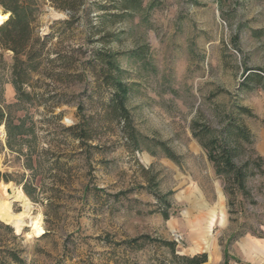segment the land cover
Masks as SVG:
<instances>
[{
    "label": "rangeland",
    "instance_id": "rangeland-1",
    "mask_svg": "<svg viewBox=\"0 0 264 264\" xmlns=\"http://www.w3.org/2000/svg\"><path fill=\"white\" fill-rule=\"evenodd\" d=\"M139 1L138 9L111 23L108 15L117 14L111 0H86L79 20L68 26L67 13L34 0L35 34L46 44L26 89L36 97L32 102L16 100L12 55L4 53L0 112L25 132L9 141L5 123L0 126V187L22 191L30 209L18 234L0 223V264H19L8 252L20 264L169 258L154 243L140 250L114 245L141 235L175 242L179 255L224 250L227 258L235 239H264V176L248 180L250 197H226L190 133L194 122L218 130L226 114L236 115L235 106L246 108L252 116L239 119L253 152L264 159V0ZM98 51L118 54L129 89L126 107L144 138L138 151L130 149L121 124L103 117L109 92L98 68H90ZM249 73L261 79L246 82ZM83 123L91 139L81 144L69 128ZM11 210L24 212L17 202ZM36 216L43 230L38 238L30 228Z\"/></svg>",
    "mask_w": 264,
    "mask_h": 264
},
{
    "label": "trees",
    "instance_id": "trees-1",
    "mask_svg": "<svg viewBox=\"0 0 264 264\" xmlns=\"http://www.w3.org/2000/svg\"><path fill=\"white\" fill-rule=\"evenodd\" d=\"M86 0H47L55 10L67 13L70 20L65 24L70 26L77 22V15L83 9ZM34 0H0V13L8 15V18L0 24V65L4 53L12 55L11 83L19 102H32L36 97L26 89L31 88V75L37 73L44 56L45 39L38 38L35 34L36 9ZM111 9L117 14H109L111 23L117 22L125 12L136 10L140 7L139 0H111ZM119 12V13H118ZM107 17V16H106ZM255 37L261 32L253 31ZM118 54L98 51L94 54V64L91 69L98 68L97 75L102 85L108 90V101L103 105V117L121 124V133L132 151L139 150V144L144 138L134 128L131 115L126 107L129 89L123 80L124 72L117 64ZM249 72V71H248ZM81 77V76H78ZM260 78L256 73H249L246 82ZM261 79V78H260ZM60 102L57 103V106ZM81 108H79V111ZM235 114H226L222 127L218 130L207 125L194 122L190 126L192 138L205 152L208 162L212 165L215 175L222 180V191L226 197L235 200L236 196L250 197L247 182L259 175L264 176V159L253 152L254 145L251 133L240 121L239 117L252 116L250 110L235 106ZM5 123L8 140H14L24 135L21 124L11 126L5 114L0 112V126ZM89 125L83 123L69 128L81 144L91 139ZM167 158L174 160V155L166 145L157 144ZM252 150V151H251ZM250 151V153H249ZM7 182V180H5ZM149 187L155 185V178L147 180ZM140 189H144L140 187ZM95 191H99L95 189ZM157 199L159 196L154 194ZM252 202V201H251ZM165 203V202H164ZM253 203V202H252ZM168 205V204H167ZM170 207V206H168ZM164 221L169 219L167 210H160ZM111 245L113 242L105 241ZM145 243H154L164 248L169 253V258L156 260L153 264H205L207 254L193 256L179 255L175 242H168L147 235H141L129 240L114 244L115 247L124 245L130 250H140ZM9 256L16 263L21 260L12 252ZM224 264H228L224 255Z\"/></svg>",
    "mask_w": 264,
    "mask_h": 264
},
{
    "label": "bare ground",
    "instance_id": "bare-ground-1",
    "mask_svg": "<svg viewBox=\"0 0 264 264\" xmlns=\"http://www.w3.org/2000/svg\"><path fill=\"white\" fill-rule=\"evenodd\" d=\"M7 18L8 15H3L0 13V24ZM67 122L69 121L67 120ZM1 195H4V198H0V223L14 228L15 232L18 234L22 230L25 216H27V213L30 209V204L22 191L7 185L0 187V196ZM12 202L19 203L24 212L20 214H14L11 210ZM30 228L31 235L34 237L38 238L43 234L39 216L30 219ZM28 237L31 236L28 235Z\"/></svg>",
    "mask_w": 264,
    "mask_h": 264
},
{
    "label": "crops",
    "instance_id": "crops-1",
    "mask_svg": "<svg viewBox=\"0 0 264 264\" xmlns=\"http://www.w3.org/2000/svg\"><path fill=\"white\" fill-rule=\"evenodd\" d=\"M222 251H213L211 255H207L205 264H224ZM226 252L228 264H264V239L239 237L229 243Z\"/></svg>",
    "mask_w": 264,
    "mask_h": 264
},
{
    "label": "water",
    "instance_id": "water-1",
    "mask_svg": "<svg viewBox=\"0 0 264 264\" xmlns=\"http://www.w3.org/2000/svg\"><path fill=\"white\" fill-rule=\"evenodd\" d=\"M8 226V225H7Z\"/></svg>",
    "mask_w": 264,
    "mask_h": 264
}]
</instances>
